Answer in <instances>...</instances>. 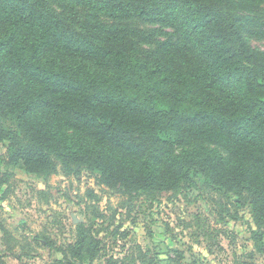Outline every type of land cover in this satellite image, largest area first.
Segmentation results:
<instances>
[{
  "label": "trees",
  "instance_id": "obj_1",
  "mask_svg": "<svg viewBox=\"0 0 264 264\" xmlns=\"http://www.w3.org/2000/svg\"><path fill=\"white\" fill-rule=\"evenodd\" d=\"M263 6L0 0L8 165L43 177L86 171L112 191L152 200L192 186L200 173L208 189L248 208L263 253L264 52L248 41L264 39ZM11 177L0 171V189ZM1 240L6 264L16 242L7 230ZM100 245L79 223L71 264H93ZM106 264L159 263L136 245Z\"/></svg>",
  "mask_w": 264,
  "mask_h": 264
},
{
  "label": "rangeland",
  "instance_id": "obj_2",
  "mask_svg": "<svg viewBox=\"0 0 264 264\" xmlns=\"http://www.w3.org/2000/svg\"><path fill=\"white\" fill-rule=\"evenodd\" d=\"M248 41L264 52V39ZM6 147L0 146V171L12 177L0 189V255L7 245L2 230L16 242L6 264H71L67 247L79 223L101 243V257L93 264L121 259L136 245L159 264H264V252L251 240L248 208L208 189L200 173L192 186L152 200L112 191L86 171L27 174L22 163L8 165Z\"/></svg>",
  "mask_w": 264,
  "mask_h": 264
}]
</instances>
